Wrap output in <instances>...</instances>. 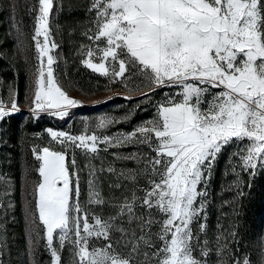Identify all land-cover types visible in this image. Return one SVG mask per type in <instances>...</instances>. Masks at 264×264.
<instances>
[{
	"label": "snow or ice",
	"instance_id": "6c2138e0",
	"mask_svg": "<svg viewBox=\"0 0 264 264\" xmlns=\"http://www.w3.org/2000/svg\"><path fill=\"white\" fill-rule=\"evenodd\" d=\"M53 7L54 0H38L32 39L39 65L31 111L63 117L79 101L54 79L50 52L57 45L50 40L49 23ZM88 11L95 12V28L85 35L96 43L95 48L85 46L88 59L83 63L88 68L125 80L139 74L153 91L178 87L179 99L169 97L159 106L158 118L129 134L101 138L48 129L62 147L32 149L40 162L33 213L36 235L43 233L51 264H65V249L67 264H211L210 242H201L207 224L200 221L207 220L206 176L213 162L225 146L247 140L233 155L240 157L245 170H255L258 164L264 168V0H90ZM18 111L11 92L8 104L0 100V120ZM113 122L102 118L97 127ZM133 142L147 144L156 153L147 161L148 187L140 189L144 195L133 191L123 200L105 198L97 170L89 164L82 203V170L74 153L67 159L69 147L96 154L98 144ZM107 171L116 170L109 166ZM119 176L136 181L131 171ZM105 207L114 214L105 216ZM153 226H158L156 232ZM229 235L235 240V232ZM222 239H227L223 233L216 238L218 264H230L223 259L226 250L231 264H252L247 255L237 258Z\"/></svg>",
	"mask_w": 264,
	"mask_h": 264
},
{
	"label": "rangeland",
	"instance_id": "374dc122",
	"mask_svg": "<svg viewBox=\"0 0 264 264\" xmlns=\"http://www.w3.org/2000/svg\"><path fill=\"white\" fill-rule=\"evenodd\" d=\"M9 13V31L14 40V71L24 74V89L21 94L10 81L0 75V100L9 103L10 92L14 95L18 112H11L0 120V227L1 237L5 244L1 248L3 259L0 264H51L50 253L45 248L43 233L38 237V225L33 223L35 212V185L39 181V161L33 155V147H50L52 150H61V145L53 141L48 129L64 131L73 136L92 135L103 138L129 134L149 120L158 118V108L169 97L179 99L178 87L155 88L153 91L150 82L143 76L136 74L130 79L102 76L88 68L83 60L86 56V47H96L85 35L89 29L95 28L93 17L83 25L79 35L68 41L69 54L64 55L62 42L54 23L55 9L50 14V40L57 45L50 55L55 59L53 64L54 79L68 95L79 101L75 107L67 108V115L60 117L51 112H40L34 115L33 93L36 69L39 65L36 42L32 39L36 26L35 17L38 14V0H4ZM37 11H30L32 8ZM91 34V33H89ZM43 41V37H39ZM103 46V42H100ZM45 72H47V57H44ZM94 62H98L94 59ZM111 71V69H110ZM127 76V74H126ZM212 91H218L213 89ZM111 119L114 122L105 128H98L100 120ZM12 141L11 143H7ZM248 141L236 142L225 146L213 162L210 177L207 179V196L205 197V214L207 220L206 235L201 234V242L207 239L213 252L210 256L211 264H218L220 259L215 254L216 238L223 233L227 239L229 249L237 258L245 255L252 264H260L264 258V168L259 164L255 170L242 167L238 153ZM96 154L86 152L82 148L69 147L67 159L70 161L74 153L81 180V202L86 200L88 168L93 165L100 178V186L105 198L118 197L123 200L131 197L135 191L137 196H143L148 187V175L145 174L147 161L156 153L147 144L130 143L123 146L111 147L98 144ZM106 149V150H105ZM135 155L136 159H124ZM221 162V173L215 176V164ZM16 165V166H15ZM116 171L109 173L108 167ZM103 169V171H100ZM133 172L136 181L133 182L119 173ZM150 171V168H149ZM18 173L19 196L21 202L23 240L17 233L14 222V190L13 175ZM239 173V176H237ZM159 179V177H155ZM237 181L239 186L237 187ZM121 187H112L116 183ZM204 190V185L199 186ZM263 195V196H262ZM100 211L99 208L95 209ZM141 211V209H137ZM115 210L109 207L103 209L105 216L114 214ZM160 219V215H156ZM127 226V225H126ZM135 227V224L131 225ZM158 226H153L156 232ZM235 232V240L229 235ZM3 245V244H2ZM65 264L69 259L67 249L62 253ZM223 259L232 258L227 250Z\"/></svg>",
	"mask_w": 264,
	"mask_h": 264
},
{
	"label": "trees",
	"instance_id": "16d2710c",
	"mask_svg": "<svg viewBox=\"0 0 264 264\" xmlns=\"http://www.w3.org/2000/svg\"><path fill=\"white\" fill-rule=\"evenodd\" d=\"M37 1V0H36ZM90 0H54L55 18L54 23L57 26V32L62 42V50L65 57L69 54L68 41L71 37L79 35L81 28L86 24L94 15L95 12H89ZM9 13L4 0H0V75L6 81H10L16 88L19 94L24 89V74L22 71H14L11 66L14 61V40L12 39L9 31ZM8 141L7 143H11ZM16 166V165H15ZM215 176L221 173V162L215 164ZM13 177L14 190V222L16 224L17 233L20 238H23L22 227V213L21 202L19 196V177L18 173L11 175ZM264 184V183H263ZM263 196V195H262ZM2 227V226H1ZM0 227V232L1 228ZM208 228V224H207ZM23 240V239H22ZM0 244H5V239H2L0 234ZM2 251L0 248V259H3Z\"/></svg>",
	"mask_w": 264,
	"mask_h": 264
},
{
	"label": "built area",
	"instance_id": "2783aa9c",
	"mask_svg": "<svg viewBox=\"0 0 264 264\" xmlns=\"http://www.w3.org/2000/svg\"><path fill=\"white\" fill-rule=\"evenodd\" d=\"M207 224V223H206Z\"/></svg>",
	"mask_w": 264,
	"mask_h": 264
}]
</instances>
